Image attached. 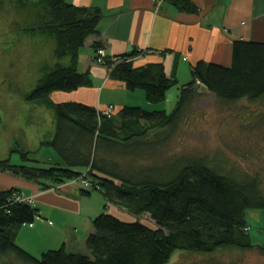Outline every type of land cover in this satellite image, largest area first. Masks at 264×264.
<instances>
[{
    "label": "trees",
    "instance_id": "obj_1",
    "mask_svg": "<svg viewBox=\"0 0 264 264\" xmlns=\"http://www.w3.org/2000/svg\"><path fill=\"white\" fill-rule=\"evenodd\" d=\"M166 1L180 12L196 10L189 0ZM32 3L37 9L32 25L19 35L52 40L57 64L24 100L46 108L44 119L50 113L52 121L49 117L46 121L53 132L40 146L53 149L62 163L41 168L12 165L6 159L0 161V173L38 184L42 191L80 179L83 197L98 193L106 205L92 221L94 231L85 245L89 255L68 253L63 245L37 258L16 244L15 232L34 224L39 209L15 188L0 190V258L19 264H168L177 252L203 255L225 249H255L264 256V247H253L245 218L249 211H264V168L252 172L223 152L154 162L155 151L176 136L203 94L213 95L228 109L240 102L264 108V44L234 42L228 67L195 63L192 81L183 87L170 114L125 106L109 119L91 106L52 100L54 93L92 87L90 72L82 74L78 65L88 38L99 34L101 11L64 0ZM133 57L119 58L118 64L104 58L110 79L121 82L128 92L144 91L152 105L164 104L178 80L168 77L163 65L135 68ZM66 59L69 64L63 63ZM20 153L28 162L32 152ZM146 160L152 163L144 164ZM17 196L29 201L19 202ZM145 215L152 224L142 220Z\"/></svg>",
    "mask_w": 264,
    "mask_h": 264
},
{
    "label": "crops",
    "instance_id": "obj_2",
    "mask_svg": "<svg viewBox=\"0 0 264 264\" xmlns=\"http://www.w3.org/2000/svg\"><path fill=\"white\" fill-rule=\"evenodd\" d=\"M64 1L97 8L103 19L97 26L99 34L88 38L79 57V72H90L92 87L54 93L55 103H78L97 111L113 105L115 114L125 106L160 110L152 107L143 91L128 92L121 82L110 79L108 67L95 63V44L104 49L106 59L117 64L119 58L134 56L135 68L163 65L166 75L178 80L174 88L177 90L167 93L166 102L169 94L173 102L179 101L183 87L192 81L195 63L228 67L234 42L264 44V0H189L196 6L193 13L180 12L166 0ZM54 163L62 161L57 159ZM14 188L31 199L40 215L34 224L15 232L16 244L37 258L63 245L67 251L74 250L75 244L86 249V241L94 231L92 221L103 214L106 205L100 194L83 197L81 182L42 191L38 184L8 172L0 173V190ZM75 238L81 241L74 243Z\"/></svg>",
    "mask_w": 264,
    "mask_h": 264
},
{
    "label": "rangeland",
    "instance_id": "obj_3",
    "mask_svg": "<svg viewBox=\"0 0 264 264\" xmlns=\"http://www.w3.org/2000/svg\"><path fill=\"white\" fill-rule=\"evenodd\" d=\"M35 10L37 9L32 0H0V161L10 159L12 165L43 168L59 159L53 149L40 146L46 136L51 134L52 128L46 119L49 117L52 121V117L47 113L48 117L44 119L47 109L28 105L24 99L57 61L52 51V40L34 39L32 35L25 36L27 33L19 35L22 28L32 25L30 21L34 20ZM41 58H46L45 64L39 65L36 62ZM22 59L30 65L24 66ZM64 61V64H69L67 59ZM174 88L170 92L177 90ZM171 96L169 94L164 104H153L152 107L172 113L177 100L173 102ZM149 110L148 112H153V109ZM243 124L246 126L243 127ZM23 150L32 152L28 162L22 161L20 152ZM221 152L228 158L245 164L252 172L264 168L262 106L240 102L228 109L213 95L203 94L186 115L176 136L155 151L154 162L172 161L177 155L214 157L215 153ZM145 163L150 164L152 160H146ZM245 218L253 247H264V211H249ZM142 220L151 222L148 215L142 217ZM80 241L74 239V243ZM69 242L72 244V239ZM75 247L74 250L69 249L68 253L80 251L81 254L84 252L89 255L87 248L83 249L79 244H75ZM0 264L19 263L0 258ZM168 264H264V256L255 249H225L203 255L177 252Z\"/></svg>",
    "mask_w": 264,
    "mask_h": 264
},
{
    "label": "built area",
    "instance_id": "obj_4",
    "mask_svg": "<svg viewBox=\"0 0 264 264\" xmlns=\"http://www.w3.org/2000/svg\"><path fill=\"white\" fill-rule=\"evenodd\" d=\"M105 51L104 49L102 48H99L96 50V54H95V62L105 66ZM115 110V106L113 105H109V107L103 111L100 112L101 115H104L105 117L109 118L113 115V112ZM84 186L85 187H89V182L88 181H84ZM16 200L19 201V202H26V201H29V200H25L23 198H21L20 196H17L16 197Z\"/></svg>",
    "mask_w": 264,
    "mask_h": 264
},
{
    "label": "bare ground",
    "instance_id": "obj_5",
    "mask_svg": "<svg viewBox=\"0 0 264 264\" xmlns=\"http://www.w3.org/2000/svg\"><path fill=\"white\" fill-rule=\"evenodd\" d=\"M94 60H95V57H94ZM200 86H201V85H200ZM201 87H202V86H201ZM201 87H200V88H201ZM100 112H101V111H99V113H100ZM83 182H84V181H83Z\"/></svg>",
    "mask_w": 264,
    "mask_h": 264
}]
</instances>
